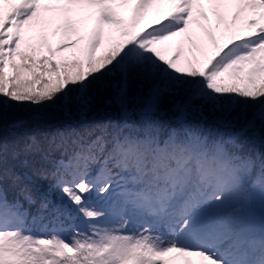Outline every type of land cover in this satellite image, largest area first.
I'll return each mask as SVG.
<instances>
[{
  "label": "snow or ice",
  "instance_id": "snow-or-ice-1",
  "mask_svg": "<svg viewBox=\"0 0 264 264\" xmlns=\"http://www.w3.org/2000/svg\"><path fill=\"white\" fill-rule=\"evenodd\" d=\"M101 100L0 135V264H264V0H0L2 108Z\"/></svg>",
  "mask_w": 264,
  "mask_h": 264
},
{
  "label": "trees",
  "instance_id": "trees-1",
  "mask_svg": "<svg viewBox=\"0 0 264 264\" xmlns=\"http://www.w3.org/2000/svg\"><path fill=\"white\" fill-rule=\"evenodd\" d=\"M2 108V106H0ZM110 109L101 100L95 106V108L88 113L84 120L73 112L69 117L58 107L37 108L25 104L21 107L10 106L2 108V118H0V135H3L9 139L13 138V133L17 132L16 129L11 128V125L18 119L25 121V128L17 132V135H23L25 132H36L45 130L52 125L60 124L71 119L77 123H96L102 122L109 114ZM45 186L47 181L43 182Z\"/></svg>",
  "mask_w": 264,
  "mask_h": 264
},
{
  "label": "rangeland",
  "instance_id": "rangeland-1",
  "mask_svg": "<svg viewBox=\"0 0 264 264\" xmlns=\"http://www.w3.org/2000/svg\"><path fill=\"white\" fill-rule=\"evenodd\" d=\"M126 19L130 21V13L128 16H126Z\"/></svg>",
  "mask_w": 264,
  "mask_h": 264
}]
</instances>
